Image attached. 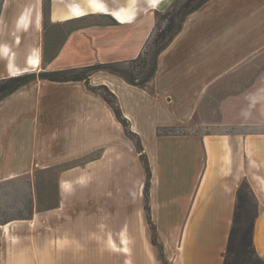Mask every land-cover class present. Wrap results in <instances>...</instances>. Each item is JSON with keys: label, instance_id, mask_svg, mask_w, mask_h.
<instances>
[{"label": "crops", "instance_id": "crops-1", "mask_svg": "<svg viewBox=\"0 0 264 264\" xmlns=\"http://www.w3.org/2000/svg\"><path fill=\"white\" fill-rule=\"evenodd\" d=\"M36 1L8 20L4 0L0 14V30L5 24L12 29L32 27L24 62L19 65L12 56L14 65L30 69L29 54L39 56V69L29 72L135 58L154 28L155 11L170 0H98L106 12L94 10V0H53L51 25L69 29L49 55L35 43L41 26ZM28 7V24L22 27ZM75 7L81 15L73 13ZM113 9L127 19L113 17ZM86 17L95 22H84ZM17 38H3L0 44L13 51ZM4 64L6 68V59ZM88 83L105 85L116 96L141 149L126 135L111 105L84 80L36 78L1 98L0 181H53L55 203L39 213L53 214L56 234L45 238L41 249L14 250L13 222L2 220L0 264H62L74 250L72 244L92 243L89 229L125 225L126 214L119 213L125 198L115 195L128 177L134 184L129 194L142 198L147 177L142 158L149 170L146 219L165 262L223 264L242 180L257 201L252 241L264 260V0H207L188 13L158 54L150 87L104 70L91 73ZM211 109L222 118L220 128L157 133L192 123ZM227 113L242 120L231 126L223 120ZM34 194L51 192L39 188ZM78 210L85 212V219L74 214ZM141 211L138 208L134 221H143ZM6 224L8 230L3 231ZM83 228L85 235H79ZM95 238L107 243L111 237ZM90 250L92 257L93 247L86 252ZM104 257L101 264H109Z\"/></svg>", "mask_w": 264, "mask_h": 264}, {"label": "rangeland", "instance_id": "rangeland-1", "mask_svg": "<svg viewBox=\"0 0 264 264\" xmlns=\"http://www.w3.org/2000/svg\"><path fill=\"white\" fill-rule=\"evenodd\" d=\"M3 1L4 0H0V14ZM184 1L185 0H170L169 2L161 4L155 11V25L151 34L162 29L167 22L166 13L178 9ZM196 1L197 0H193L192 3H195ZM7 2L8 8L5 11L6 13H4L6 14V18L10 20L25 4L33 2V0H7ZM54 3L53 0H38L35 3L41 17L39 39L38 41H35V43H37L38 46L43 47L44 55H49L53 52L54 45L59 43V40L63 38L65 32L69 29V26L67 25H61V27L58 28L51 25L50 12ZM114 5L116 6L117 3H114ZM90 21L95 22L93 21V18L88 19L87 17L84 22ZM177 23L178 21L173 26V29ZM28 31L34 33L32 27L30 30L27 28L12 29L6 24L3 26V29L0 30V41L3 40V38H7L12 42V39L17 36L20 39V42L17 45H13L15 48L13 50V58L19 65L24 62V50L28 47ZM151 49L152 45L148 48L149 54ZM4 60L5 59L0 55V78L8 76ZM137 63H139V61L129 63L126 67L129 69L134 67L135 69H138V66H136ZM40 71L41 70L35 71V73ZM135 77L139 78V75H135ZM147 86L150 87V84H147ZM101 92L105 93L102 90ZM223 120H226L231 126H233L234 123L241 121L242 117L236 113H227L226 116L223 117ZM219 122H222L221 116L216 114L214 109H211L206 116L197 117L192 123L166 129L171 130L172 132H200L209 130L210 128H220V125L217 124ZM226 129L232 130L234 127L227 126ZM142 163L145 166V169H148L145 158H142ZM100 184L103 185L102 182H100ZM121 186L122 189L119 190L115 197L120 198V200L125 198L124 207L121 205L119 213L121 215L126 214V224L110 227H93L89 229L88 234L94 236L93 240L91 239L92 243L90 245H86L85 243L72 244L71 246L74 250L71 253H68V257L66 256L67 258L62 264H101L103 261L101 260L102 255L105 256L104 261L109 262V264H154L155 260H161V264H168L164 261L159 245L156 243L154 227L146 219L148 213L147 192L149 188V175L148 178L146 177L143 185V193H141L142 198H140L137 193L135 195L133 193L131 195L129 194V191L133 188L134 184L132 181L128 180V177L121 182ZM53 187V181L40 180L38 178L35 180L14 179L0 181V222L6 218H11L13 224L11 226L10 237L13 239L12 247L14 250H18V248H25V250L26 248L41 249L43 247L42 241H44L45 238L53 237L56 234L54 233L52 223L53 214L44 217L39 213L55 203ZM39 188H46L51 194L45 196L34 194ZM98 188L102 189L103 187ZM138 208L142 210L141 212L143 216H145L141 222L137 220L134 221V215H137ZM115 211H117V207H115ZM33 213L36 214L35 218L32 221H29ZM63 214L67 213L65 212ZM74 214L79 218H82V220L85 219L84 211L78 210ZM252 214L253 209L251 208V217ZM95 219H98V217H95ZM249 219L250 218L245 219L244 223H248ZM78 234L85 235V229H78ZM101 235H108L111 238H109L107 243H103L98 240V238H95L97 236L101 237ZM121 240L125 243L122 244ZM124 245H127L128 252H123L121 250V247ZM65 246L69 247L70 245L65 244ZM51 247H53V245ZM87 247H93L94 253L92 257L91 250L86 252ZM238 264H245V262L240 261Z\"/></svg>", "mask_w": 264, "mask_h": 264}, {"label": "trees", "instance_id": "trees-1", "mask_svg": "<svg viewBox=\"0 0 264 264\" xmlns=\"http://www.w3.org/2000/svg\"><path fill=\"white\" fill-rule=\"evenodd\" d=\"M192 1L193 0H185L178 9L167 12V22L164 27L158 30V32L156 31V33H152L148 37L142 50L135 58L123 61L94 63L83 67H74L69 69L45 70L38 73L27 72L15 76L3 77L0 78V99L36 78H44L51 81L84 80L89 89L100 93L111 105L115 116L125 127L126 135L135 141L137 149L140 150L141 145L139 137L136 133L129 129L128 121L123 116L121 109L117 104L116 96L105 85H89L88 77L95 71L104 70L119 74L125 81L136 86L145 87L147 84H150L156 70L158 54L178 33L184 17L188 13L199 8L207 0H197L195 3H192ZM177 21L178 23L173 29V26ZM150 45H152V49L149 54L148 48ZM137 61H139V63L136 64L138 69H135V67L130 69L126 67L127 64ZM135 75H139V78L135 77ZM101 90L105 93H102ZM157 133L161 134L173 132L164 128L158 129ZM146 170L148 178L149 170ZM251 208L253 209L252 217ZM256 214V198L249 186V183L246 180H242L236 192L232 224L229 231L226 249L223 253V264H238L240 261H244L245 264H264V260L256 253L252 241L253 223ZM247 218H250L249 222L244 223V220Z\"/></svg>", "mask_w": 264, "mask_h": 264}, {"label": "bare ground", "instance_id": "bare-ground-1", "mask_svg": "<svg viewBox=\"0 0 264 264\" xmlns=\"http://www.w3.org/2000/svg\"><path fill=\"white\" fill-rule=\"evenodd\" d=\"M159 0H153L154 4H156ZM92 6L93 9L96 11H103L106 12V8L98 1V0H94V2H92ZM24 12V11H23ZM29 13H30V7H28L25 15L23 16V22H22V27H26L27 26V20L29 19ZM73 13L75 15H81L82 11L78 8L75 7V10H73ZM111 15H113V17H115L116 19H118L119 21H125L127 19L126 16H124L121 12H119L116 9L110 10L109 12ZM39 18V17H38ZM16 41H19V38L16 39ZM0 55L1 57L6 59V62L8 64V66H6L7 68V73L8 76H15V75H19L22 73H27L31 70L34 69H39V65H40V58L37 55L34 54H29V58H28V64L31 66L30 68H19L16 65H14L12 63V56H13V51L11 50V48L7 45V44H0ZM9 225V224H8ZM8 225L6 224L5 226H3L4 231L8 230ZM125 242L123 241L122 244H124ZM121 249L125 252H128V248L127 245H124L123 247H121Z\"/></svg>", "mask_w": 264, "mask_h": 264}]
</instances>
